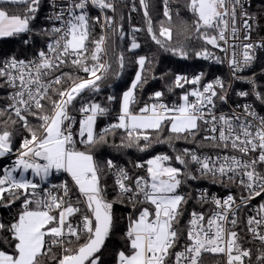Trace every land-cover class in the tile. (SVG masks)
I'll use <instances>...</instances> for the list:
<instances>
[{
	"label": "snow or ice",
	"instance_id": "obj_1",
	"mask_svg": "<svg viewBox=\"0 0 264 264\" xmlns=\"http://www.w3.org/2000/svg\"><path fill=\"white\" fill-rule=\"evenodd\" d=\"M140 5L147 35L160 49L182 60L226 65L231 79L204 82L203 72L176 74L167 91L183 89L177 99L154 91L141 100L152 61L136 54L141 44L135 34L145 28L130 25L126 34L107 14L116 13L115 0H48L39 31L42 0H0V39L15 38L32 49L23 58L0 53V159L10 161L0 167V209L11 213L0 219V264H105L117 203L132 211L115 264H206V254L219 257L217 264H264V115L250 103H238L240 111L231 113L219 108L228 103L233 81L249 86L237 97L264 105L256 78L240 75L264 52V37H252L258 16L246 0H184L190 22L179 9L174 20L163 0L157 27L147 0ZM36 37L42 47L35 46ZM126 38L134 77L102 103V82L109 73L119 79L126 67L123 50L115 69L106 57L116 52L117 39ZM193 38L199 47L190 46ZM114 112V122L98 129ZM118 134L117 150L146 153L167 145L172 154L133 163L135 174L113 159L98 161L94 151ZM52 177L62 178L54 183ZM109 177L114 199L108 197ZM200 180L227 192L186 190L193 187L189 181ZM191 201L197 207L190 210Z\"/></svg>",
	"mask_w": 264,
	"mask_h": 264
},
{
	"label": "trees",
	"instance_id": "obj_2",
	"mask_svg": "<svg viewBox=\"0 0 264 264\" xmlns=\"http://www.w3.org/2000/svg\"><path fill=\"white\" fill-rule=\"evenodd\" d=\"M135 11L129 9L130 7L126 5H121L116 3V13L115 19L122 23L124 32L131 27L145 28V31L136 33V37L141 44V48L136 50V54L147 56L149 60L152 61L151 69L152 71L145 73L148 76V82L144 85L143 91L138 93V98L141 100H147L149 95L154 91H163L166 94V99L169 101L177 99L179 94L183 93V89H175L174 94H168L167 86L170 84L171 80L174 78V75H188L196 73L197 71H205L211 75H215V70L218 69L216 65L206 64L203 60H198L195 57L189 60H182L178 57L172 56L170 53L164 52L156 44H154L150 37H148L146 32V26L144 21V9L140 5V0H133ZM149 4V14L151 15L154 25L158 27L160 20H163V7L161 0H147ZM184 0H172V14L173 19H176V12L179 9L180 15L190 22V13H188L183 7ZM264 0H253L250 11L253 14L258 16V25L254 26L253 36L256 38L264 37ZM47 10V0H42L41 11L39 13V19L35 22L36 30H40V26L43 24V19ZM121 17L123 19L121 20ZM131 25V27H130ZM97 32V27L95 29ZM111 43V41H110ZM130 43V40L126 38L124 41L116 40L115 47L116 52L110 53L107 59H111L113 63V69L116 68L115 57L119 55L120 51L123 50L126 57V67L119 79H116L109 73L108 77L102 82V91L97 96V99L100 102H105L108 95L119 96L129 85L131 79L134 77L136 65L134 63V56L132 53L127 52V45ZM200 42L195 38L191 41L190 46L193 48L199 47ZM35 46H43V40L40 37H36ZM210 47V46H209ZM32 49H25L21 44L20 40L9 41L2 40L0 41V53L8 54H17L21 58L24 56L31 55ZM260 59L258 60L254 70L249 74L253 75L257 81L258 91L264 90V52L259 55ZM66 72H73V69L66 68ZM153 73L156 76V79H152ZM167 74V75H166ZM80 75H84L80 73ZM163 77V78H161ZM67 86V85H65ZM186 88L188 85L185 86ZM0 95H5L3 90H0ZM113 107L118 111V105L114 104ZM256 110L264 115V105H260L259 101L256 103ZM115 112L112 117L107 119H102L98 122V129L103 128L107 123L114 122ZM108 143L100 145L94 151V154L97 160H107L113 159L119 165L125 166L131 173L135 174L139 170L133 168V163L143 162L144 160L150 158L153 155L160 153L172 154L171 149L167 145H154L146 153H140L135 148L133 149H119L112 147L113 144L119 145L121 142L120 135H109L107 137ZM19 144V136L17 137V147ZM177 148L184 147H195L194 145H185L183 143H178ZM204 151L211 152L212 149H204ZM9 159H1L0 167H4L9 163ZM142 174V173H141ZM62 177H52L51 180L54 183H58ZM108 185V197L109 199L115 198V193L112 192V179L109 177L106 181ZM192 188H187L186 190L199 189L203 187H210L212 185L207 180L200 181H189ZM191 210L195 205V201H191L188 205ZM130 206L125 204H115L114 205V214L117 220V228L111 234L110 238L106 241V247L103 252V259L105 264H115V254L120 250H125V241L122 238L123 232L126 231L128 224V216L131 213ZM15 211V208H13ZM11 217V213L7 209H0V219L8 220ZM207 262H212L213 258L207 256Z\"/></svg>",
	"mask_w": 264,
	"mask_h": 264
},
{
	"label": "built area",
	"instance_id": "obj_3",
	"mask_svg": "<svg viewBox=\"0 0 264 264\" xmlns=\"http://www.w3.org/2000/svg\"><path fill=\"white\" fill-rule=\"evenodd\" d=\"M252 2H253V0H246V3L249 4V10L251 9ZM116 3L117 4H121V5H126V7L129 6L130 7L129 9H131V10H133V8H134L133 0H115V4ZM47 4H48V0H47ZM161 4H162V7H164L163 0H161ZM169 6L172 9V0H169ZM49 11H50V9L47 7L46 14H48ZM107 14L108 15H112L113 13L108 12ZM92 15H98V10H93L92 11ZM45 24H46V21L43 19V24L41 26H44ZM97 32L98 33L100 32L99 26H97ZM125 33L126 34H131V29L129 28L127 30V32H125ZM252 37H253V40H255V41H259L261 39V38L254 37L253 36V32H252ZM2 40L17 41L18 39H15V38L0 39V41H2ZM40 47H42V46H40ZM261 53H262L261 51H258V53H257L258 56ZM106 59H107V57H106ZM203 61L206 64H211V65L218 66L217 67L218 69L215 70V73H216L215 75H211L210 73H206L205 71H201V70L197 71L196 73H194V74H199L201 72L205 73L204 82L211 81V80L215 79L216 77H221L222 79L225 80L226 83L231 79L230 70H229V68L226 65H219V64H215V63H212L210 61H205V60H203ZM257 62H255L252 65L251 68H248L244 72L240 73V75L244 76V77H254L253 75H249V74L254 70ZM194 74H192V75H194ZM232 84H233V87H232V89L229 90V101H228L227 104L219 105L220 110L224 111V112H228V113H231L234 109L236 111H240V109H236V105L238 103H240V104L250 103V104H253V107L256 109V103L258 101H255L254 97L249 96L247 98L241 99V98H239V97H237L235 95L236 91H240V90L249 91V86L247 84L241 83L239 81H233ZM188 87H191V86H188ZM257 91H258V87H257ZM218 104H219V102H218ZM261 115H263V114H261ZM4 159H8V158H4ZM198 190L199 191L207 190L209 193H215V194H218L220 196L225 195L226 192H227L226 189L218 187V186H215L213 184L210 185V187L209 186L208 187H203V188H199ZM231 191L233 192V194H235L237 197H239L240 192L236 188H233ZM260 201H261V198L257 197L256 200L253 201V204L255 205V204L259 203ZM129 209H130V211H132L131 206H130ZM246 246L253 247L252 245H246ZM207 256L212 257L213 261L212 262L211 261L210 262L206 261V264H217V261L220 259L219 257L213 256L211 254H206V257Z\"/></svg>",
	"mask_w": 264,
	"mask_h": 264
}]
</instances>
